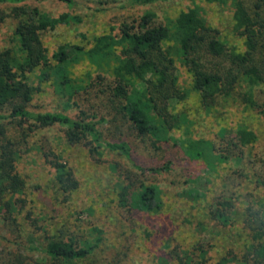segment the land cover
I'll return each mask as SVG.
<instances>
[{
  "label": "rangeland",
  "instance_id": "1",
  "mask_svg": "<svg viewBox=\"0 0 264 264\" xmlns=\"http://www.w3.org/2000/svg\"><path fill=\"white\" fill-rule=\"evenodd\" d=\"M19 4L36 6L50 16L68 14L66 23L40 34L49 56L64 44L87 50L96 36L118 34L122 22H137L145 12L155 15V24H163L195 6L229 49H244L242 37L234 30L233 9L228 1L23 0ZM14 5L2 3L0 9L8 13ZM15 23L7 17L0 24V48L12 46ZM175 66L182 97L170 102V110L180 119V129L173 130L167 141L158 142L162 149L157 152L148 142L121 128V139L137 156L174 160L172 170L164 174L136 175L128 207L118 204L117 186L129 183L128 174L136 172L122 155L104 148H99L97 154L90 153L82 144H69L59 125L36 127L27 134L13 123H4L5 139L14 142L17 151L15 172L22 187L15 192L6 190L2 203H8H0V264H5L10 252H18L22 264H173L175 250L190 252L198 261L197 244L205 250L206 264H244L243 254L251 242L245 210L252 206L264 218V114L239 101L236 95L219 98L209 111L203 109L180 59H175ZM69 67L72 77L79 81L85 82L98 73L87 58ZM29 82L34 87L29 105L32 110L59 111L73 117L81 111L89 117L94 113L99 117L102 112L98 105L103 95L92 87L70 100L57 93L50 82L36 79L35 73ZM241 84L238 89L253 90L258 101L264 99L259 85L250 84L247 77L242 76ZM240 127L253 131L255 140L234 147L226 159L222 158L223 137L231 139ZM103 129L108 138L119 136L111 123ZM200 141L212 144L214 149L199 148L202 155L191 158L186 147ZM47 150L58 154L72 171L77 186L71 192L54 183L55 170L43 155ZM141 184L156 185V199L150 209L143 208L131 193ZM217 206L227 209V221L216 218ZM97 237L101 241L90 255L64 262L24 248H42L55 238L92 244Z\"/></svg>",
  "mask_w": 264,
  "mask_h": 264
},
{
  "label": "trees",
  "instance_id": "2",
  "mask_svg": "<svg viewBox=\"0 0 264 264\" xmlns=\"http://www.w3.org/2000/svg\"><path fill=\"white\" fill-rule=\"evenodd\" d=\"M22 1L0 0V4H17L8 13L0 9V24L7 17L16 20L12 46L0 48V203L6 190L15 192L22 187V180L15 172V144L5 139L4 123L7 122L26 130L27 134L36 127L59 125L63 127L64 138L69 144H82L90 153L97 154L99 148H104L122 155L136 172L135 175L128 174L129 183L117 186L118 204L128 207L136 175H160L171 171L174 166V160L166 156L156 159L137 156L120 134L124 126L132 136L142 139L145 144L148 142L158 152L162 149L158 142L167 141L173 130L180 129V119L170 110V102L182 97L177 87L176 58L190 74L191 88L203 109L209 111L219 98L229 99L236 95L239 101L264 114V99L258 101L253 90L238 89L239 84L242 85V76H245L250 84L259 85L264 94V0H205L221 4L230 2L234 30L243 39L242 51L229 49L195 6L180 11L163 24H155V15L145 12L137 22H122L118 34L96 36L87 50L80 45L64 44L59 45L51 56L40 34L58 23H66L68 14L50 16L36 6L19 4ZM82 58L91 61L98 71L94 78L89 76L85 82L73 78L69 67ZM33 73L36 79L50 82L57 93L70 100L87 88L96 89L95 93L103 95L98 105L102 111L100 116L94 113L89 117L81 111L73 117L59 111L30 109L34 87L29 80ZM106 123H111L119 136L108 138L103 129ZM24 125H27L26 129ZM255 138L250 129L238 128L231 139L223 137L225 150L221 157L226 159L234 147L252 143ZM206 147L214 149L206 141L189 143L186 154L198 158L202 155L199 148ZM43 155L55 170L54 183L65 192L74 190L77 182L61 157L52 150L43 152ZM209 166L212 168V164ZM139 187L138 191L131 192L135 200L145 209L154 207L156 185L141 184ZM226 210L217 206L214 210L216 218L227 221ZM245 213L251 242L242 262L264 264V218L252 206H248ZM100 241L101 238L97 237L92 244H78L72 238H55L42 248L34 245L24 248L64 262L87 257ZM14 243L18 245L20 241ZM194 247L199 252L198 261L190 252L183 254L175 250L173 264H206L205 250L199 244ZM8 255L5 264H22L18 252Z\"/></svg>",
  "mask_w": 264,
  "mask_h": 264
}]
</instances>
